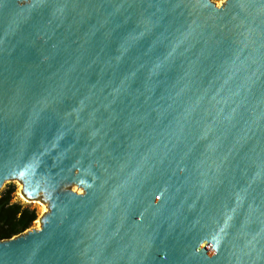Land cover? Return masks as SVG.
I'll return each mask as SVG.
<instances>
[{
	"label": "water",
	"instance_id": "95a60500",
	"mask_svg": "<svg viewBox=\"0 0 264 264\" xmlns=\"http://www.w3.org/2000/svg\"><path fill=\"white\" fill-rule=\"evenodd\" d=\"M13 180L0 264H264V0H0Z\"/></svg>",
	"mask_w": 264,
	"mask_h": 264
},
{
	"label": "trees",
	"instance_id": "16d2710c",
	"mask_svg": "<svg viewBox=\"0 0 264 264\" xmlns=\"http://www.w3.org/2000/svg\"><path fill=\"white\" fill-rule=\"evenodd\" d=\"M13 188L0 194V239L10 238L28 229L37 217L34 209L12 201Z\"/></svg>",
	"mask_w": 264,
	"mask_h": 264
},
{
	"label": "rangeland",
	"instance_id": "374dc122",
	"mask_svg": "<svg viewBox=\"0 0 264 264\" xmlns=\"http://www.w3.org/2000/svg\"><path fill=\"white\" fill-rule=\"evenodd\" d=\"M216 5H220L224 2V0H211ZM12 187V201L19 202L24 206H28L31 209H34L37 213L36 219L33 221L32 225L29 228H38L39 227V219L42 216L43 212L46 210V205L41 201H29L21 194L22 185L18 181H8L0 188V194L5 191L7 188ZM70 189L79 191L76 186H69Z\"/></svg>",
	"mask_w": 264,
	"mask_h": 264
},
{
	"label": "bare ground",
	"instance_id": "6f19581e",
	"mask_svg": "<svg viewBox=\"0 0 264 264\" xmlns=\"http://www.w3.org/2000/svg\"><path fill=\"white\" fill-rule=\"evenodd\" d=\"M2 186H3V185H2ZM2 186H1V187H2ZM1 187H0V188H1ZM24 198H25V197H24ZM34 201H37V200H34Z\"/></svg>",
	"mask_w": 264,
	"mask_h": 264
}]
</instances>
